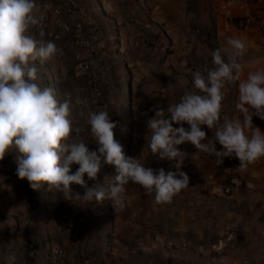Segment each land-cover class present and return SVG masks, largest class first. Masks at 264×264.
<instances>
[{
	"label": "crops",
	"instance_id": "crops-1",
	"mask_svg": "<svg viewBox=\"0 0 264 264\" xmlns=\"http://www.w3.org/2000/svg\"><path fill=\"white\" fill-rule=\"evenodd\" d=\"M80 2L94 12L100 10L101 3L96 15L111 67L117 65L119 75L128 80L122 97L111 79L105 110L117 123L114 138L126 156L140 157L146 167L163 168L166 173L177 170L176 161L160 160L147 147V120L158 109L167 115L170 104L178 103L185 91L194 90L193 74H206L205 69L212 67L210 53L223 47L226 38L247 43L241 80L249 72L264 70L260 26L244 21L255 4L237 0ZM30 32L37 37L32 28ZM48 40L55 42L59 51L50 60L35 62L40 83L53 88L59 100L64 99L62 88L73 101L77 97L83 101L81 80L74 73L76 60L69 47L71 38L61 43ZM234 84L230 119L243 121L236 107L239 81ZM124 98L128 108L123 105ZM90 112L95 110L81 103L75 105L73 116L84 129L82 135L90 150H97L90 136ZM173 126L189 128L187 123ZM253 126L264 131V120L253 116ZM178 148L187 153L180 170L188 174L189 186L170 202L157 204L154 192L146 193L130 182L125 186V206L118 211L108 200L78 205L80 202L53 197L47 184L30 190L23 182L26 179L16 175L17 153L6 154L0 161V264H21L22 259H27L25 264H46V249L56 244L68 245L92 264H264V158L230 179L190 143ZM77 168L73 165V172ZM115 175V166L105 164L97 181H87V176L85 180L89 187L96 182L107 186ZM228 185L230 192L225 191ZM72 188L84 194V188ZM30 197L37 206L30 204ZM28 243L39 249L31 259L27 257Z\"/></svg>",
	"mask_w": 264,
	"mask_h": 264
},
{
	"label": "clouds",
	"instance_id": "clouds-1",
	"mask_svg": "<svg viewBox=\"0 0 264 264\" xmlns=\"http://www.w3.org/2000/svg\"><path fill=\"white\" fill-rule=\"evenodd\" d=\"M43 19L37 0H0V161L8 153H17L16 175L26 179L31 189L47 184L53 197L78 205L108 200L118 211L125 206V186L130 182L146 193L154 192L157 204L170 202L189 186L188 174L180 170L187 153L178 146L184 143L215 155L221 164L226 157H235L241 168L264 158V131L253 126V116L264 120V70L249 72L241 80L245 40L228 37L223 47L210 53L212 67L205 69L206 74H193L194 90L170 104V119L158 109L147 120V147L160 160L176 161L177 170L166 173L163 168L146 167L140 157L126 156L114 138L117 123L107 110L88 115L90 136L98 145L90 150L84 129L73 116L75 105L83 101L79 97L73 101L70 93L61 101L53 88L40 83L35 62L50 60L59 51L43 32L39 39L31 34L30 29ZM233 81H239L236 107L243 121L222 116L224 89ZM174 123H187L189 128L174 127ZM202 126L214 130V139L207 138ZM217 142L222 146L219 151ZM105 164L115 166L113 181L89 187L87 181H97ZM73 165H78L74 172ZM72 185L84 188V194L75 192Z\"/></svg>",
	"mask_w": 264,
	"mask_h": 264
},
{
	"label": "built area",
	"instance_id": "built-area-1",
	"mask_svg": "<svg viewBox=\"0 0 264 264\" xmlns=\"http://www.w3.org/2000/svg\"><path fill=\"white\" fill-rule=\"evenodd\" d=\"M244 5L255 4L256 8L248 11L244 21L249 25H259L264 38V0H237ZM41 12L44 14L42 24L32 27L38 38L44 33L45 39H52L58 43L69 37L70 50L75 57L74 73L81 80L84 106L88 110L106 109V92L111 83V63L104 46V38L100 29L97 15L83 6L80 0H37ZM70 16H73L71 20ZM63 52V49H61ZM235 81L226 85L223 101L222 116L230 118V107L234 102L232 87ZM207 138L214 139V130L202 126ZM221 145L216 143L217 150ZM204 155L216 163L230 179L241 176L243 168L239 167V160L235 157H226L223 163L217 162V157L204 152ZM226 192L231 186L225 187ZM74 227V223L69 225ZM39 252L38 247L31 244L27 251L28 259L34 258ZM46 264H92L90 258H83L65 244L48 246L46 249ZM27 259H22L25 264Z\"/></svg>",
	"mask_w": 264,
	"mask_h": 264
},
{
	"label": "rangeland",
	"instance_id": "rangeland-1",
	"mask_svg": "<svg viewBox=\"0 0 264 264\" xmlns=\"http://www.w3.org/2000/svg\"><path fill=\"white\" fill-rule=\"evenodd\" d=\"M99 6H100V10H101V3L99 4ZM100 10L98 9L94 13L96 14V12H98ZM111 77H112V81H114V84L113 85H114V87L117 90L116 91L117 95L121 94L122 97H124V95L126 94V90L125 89H126V85H127V81L128 80L127 79H122L123 78L122 75L121 76L119 75V73H118V66L117 65H116V67L114 69L113 68L111 69ZM119 78H121V80H119ZM108 89L109 88H107L106 96H107V94L109 92ZM66 93H69V92L67 90H65V89L60 88V94L63 95L62 97L65 98V94ZM123 105H124L125 108H128L129 107L127 101H125V98H124V101H123ZM126 115L129 116L128 112L126 113ZM23 182L25 184L26 183L29 184L27 180H24ZM29 189L30 190H33V189L30 188V186H29ZM35 197H36V195H35ZM31 244L32 243H28V246L31 245Z\"/></svg>",
	"mask_w": 264,
	"mask_h": 264
},
{
	"label": "trees",
	"instance_id": "trees-1",
	"mask_svg": "<svg viewBox=\"0 0 264 264\" xmlns=\"http://www.w3.org/2000/svg\"><path fill=\"white\" fill-rule=\"evenodd\" d=\"M29 201H30V204H31L33 207L37 206L36 200H35L33 197H30V198H29Z\"/></svg>",
	"mask_w": 264,
	"mask_h": 264
}]
</instances>
